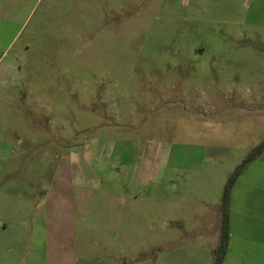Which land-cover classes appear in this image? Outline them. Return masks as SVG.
I'll list each match as a JSON object with an SVG mask.
<instances>
[{
    "label": "rangeland",
    "instance_id": "obj_1",
    "mask_svg": "<svg viewBox=\"0 0 264 264\" xmlns=\"http://www.w3.org/2000/svg\"><path fill=\"white\" fill-rule=\"evenodd\" d=\"M263 137L264 0H0V186L51 189L45 264H211Z\"/></svg>",
    "mask_w": 264,
    "mask_h": 264
},
{
    "label": "crops",
    "instance_id": "obj_2",
    "mask_svg": "<svg viewBox=\"0 0 264 264\" xmlns=\"http://www.w3.org/2000/svg\"><path fill=\"white\" fill-rule=\"evenodd\" d=\"M262 176L264 180V172ZM13 187L19 186L13 184ZM54 190L59 192L57 196L66 193L60 186H55ZM260 190L262 192L263 189ZM50 191L51 189H42L45 199L36 203L29 197L30 192L28 197H22L13 195V192L8 193L5 186H0V264H21V254L18 253L21 251L26 256L22 264H35L32 257L35 253L43 257L40 264H45L49 252L46 213L49 208L45 201L49 199ZM19 200L23 201L27 208L33 204V209L24 210L20 218H15L17 216L13 215V212L10 216L3 214L6 206L9 210L12 207L18 213ZM36 222L39 223L38 228ZM261 224H264V198L256 194L254 187L246 190V199L239 204L229 202L228 244L221 264H264V231L258 230ZM27 230L30 231L26 233ZM37 230L39 238H36ZM217 240L218 237L214 242ZM27 252H31V255H27Z\"/></svg>",
    "mask_w": 264,
    "mask_h": 264
},
{
    "label": "trees",
    "instance_id": "obj_3",
    "mask_svg": "<svg viewBox=\"0 0 264 264\" xmlns=\"http://www.w3.org/2000/svg\"><path fill=\"white\" fill-rule=\"evenodd\" d=\"M257 151L264 150V137L258 143L256 147ZM256 153V152H254ZM254 157V154L250 155L246 161L251 160ZM244 162L242 164H239L235 170L233 175L230 176L227 183L224 186L223 192H222V199H221V223L219 228V236H218V244L215 248H213V259L211 261V264H221V261L223 259V256L225 254L227 244H228V204H229V193H230V186L233 176L238 173L243 168Z\"/></svg>",
    "mask_w": 264,
    "mask_h": 264
}]
</instances>
